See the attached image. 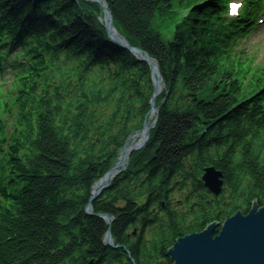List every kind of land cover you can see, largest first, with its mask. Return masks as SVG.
Returning a JSON list of instances; mask_svg holds the SVG:
<instances>
[{
	"label": "trees",
	"instance_id": "obj_1",
	"mask_svg": "<svg viewBox=\"0 0 264 264\" xmlns=\"http://www.w3.org/2000/svg\"><path fill=\"white\" fill-rule=\"evenodd\" d=\"M104 1L166 86L145 147L92 204L110 227L85 207L143 126L150 68L108 43L96 4L0 0V44L24 58L0 99V264H171L178 239L264 206V75L219 59L218 0ZM192 7L171 40L155 26ZM209 167L218 197L201 182ZM108 228L131 260L103 245Z\"/></svg>",
	"mask_w": 264,
	"mask_h": 264
},
{
	"label": "water",
	"instance_id": "obj_2",
	"mask_svg": "<svg viewBox=\"0 0 264 264\" xmlns=\"http://www.w3.org/2000/svg\"><path fill=\"white\" fill-rule=\"evenodd\" d=\"M85 1L95 2L100 6L109 39L119 48L131 52L138 60L144 61L150 66L153 83L152 97L149 103L150 111L142 129L128 137L116 164L94 184L90 199L85 207L87 215L104 220L109 227L113 219L109 215H94L92 204L109 188L110 181L125 170L130 156L145 147L150 137V131L154 129L157 122V118H155L153 123L149 124L148 116L150 115V119L153 113L158 112L155 109L154 101L165 90V86L156 64L140 50L131 48L126 40L120 37L113 27L112 17L106 4L100 0ZM135 138H139V140L131 141ZM201 180L211 194L214 196L221 194L222 175L214 168L205 169ZM218 228L220 229L218 230ZM103 242L107 247L115 250L121 248L127 253L125 248L114 245L110 228H108ZM167 256L171 264H264V206L259 208L256 203H253L246 215L238 212L226 219L220 227L218 223H212L199 234H191L178 239L168 250ZM131 263L134 264L132 260Z\"/></svg>",
	"mask_w": 264,
	"mask_h": 264
},
{
	"label": "rangeland",
	"instance_id": "obj_3",
	"mask_svg": "<svg viewBox=\"0 0 264 264\" xmlns=\"http://www.w3.org/2000/svg\"><path fill=\"white\" fill-rule=\"evenodd\" d=\"M258 31V30H257ZM169 37V36H168ZM169 39V38H168ZM170 40V39H169ZM248 41V40H247ZM244 43V42H243ZM246 49H250L251 47H253V44L251 43V41H248V43L244 46ZM242 214V213H241ZM223 224V223H222ZM222 224H218L219 227L222 225ZM207 227V226H206ZM205 230V229H204Z\"/></svg>",
	"mask_w": 264,
	"mask_h": 264
},
{
	"label": "snow or ice",
	"instance_id": "obj_4",
	"mask_svg": "<svg viewBox=\"0 0 264 264\" xmlns=\"http://www.w3.org/2000/svg\"><path fill=\"white\" fill-rule=\"evenodd\" d=\"M238 7H239V5H236V4H233V5L231 6V8H232V13H233V14H235V12H236V10H237Z\"/></svg>",
	"mask_w": 264,
	"mask_h": 264
},
{
	"label": "bare ground",
	"instance_id": "obj_5",
	"mask_svg": "<svg viewBox=\"0 0 264 264\" xmlns=\"http://www.w3.org/2000/svg\"><path fill=\"white\" fill-rule=\"evenodd\" d=\"M153 118H154V115H153V117H152V120H153ZM128 164H129V162H128ZM127 166H128V165H127ZM127 166H126V167H127ZM126 167H125V168H126ZM204 170H205V169H204ZM204 170H203V173H202V174H204ZM222 190H223V188H222ZM228 219H229V218H228ZM127 253H128V251H127ZM127 253H126V254H127ZM128 255H129V253H128Z\"/></svg>",
	"mask_w": 264,
	"mask_h": 264
}]
</instances>
